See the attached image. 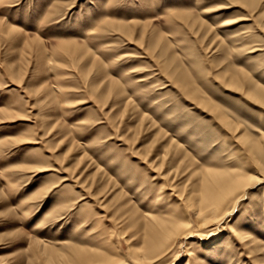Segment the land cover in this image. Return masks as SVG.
I'll use <instances>...</instances> for the list:
<instances>
[{
	"label": "rangeland",
	"instance_id": "obj_1",
	"mask_svg": "<svg viewBox=\"0 0 264 264\" xmlns=\"http://www.w3.org/2000/svg\"><path fill=\"white\" fill-rule=\"evenodd\" d=\"M256 89L264 0H0V264H264ZM207 169L252 178L213 220Z\"/></svg>",
	"mask_w": 264,
	"mask_h": 264
},
{
	"label": "bare ground",
	"instance_id": "obj_2",
	"mask_svg": "<svg viewBox=\"0 0 264 264\" xmlns=\"http://www.w3.org/2000/svg\"><path fill=\"white\" fill-rule=\"evenodd\" d=\"M251 95L264 100L262 89H256V92ZM251 179L241 170L207 169L200 178L197 200L191 204L196 206L197 216L203 219L206 212H209L211 220L218 218L221 208L229 202L235 203L238 193L249 186ZM178 227L175 221H157L147 232L145 250L152 253L153 250L161 247L165 241L175 236ZM87 253L82 257L81 264H94L97 259H100L99 254H92L90 258ZM105 261L108 262V260Z\"/></svg>",
	"mask_w": 264,
	"mask_h": 264
}]
</instances>
